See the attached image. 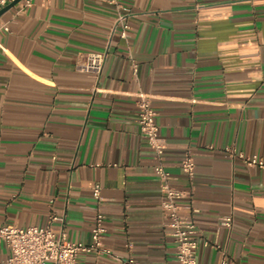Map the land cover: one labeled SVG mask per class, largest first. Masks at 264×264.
I'll return each instance as SVG.
<instances>
[{
  "label": "crops",
  "instance_id": "crops-1",
  "mask_svg": "<svg viewBox=\"0 0 264 264\" xmlns=\"http://www.w3.org/2000/svg\"><path fill=\"white\" fill-rule=\"evenodd\" d=\"M25 1L0 10V226L56 216L57 235L90 244L102 214L104 245L124 261L178 264L138 123L146 93L172 185L189 192L179 206L199 231L198 264H264V169L228 152L264 157V0H120L127 41L114 0ZM90 54H108L100 77L80 69Z\"/></svg>",
  "mask_w": 264,
  "mask_h": 264
},
{
  "label": "built area",
  "instance_id": "built-area-1",
  "mask_svg": "<svg viewBox=\"0 0 264 264\" xmlns=\"http://www.w3.org/2000/svg\"><path fill=\"white\" fill-rule=\"evenodd\" d=\"M17 0H0V10L6 8ZM36 0H26L24 8L34 6ZM48 4L51 0H40ZM120 0H114L119 8L116 29L123 40L129 39L132 29L130 18L131 10L120 5ZM8 31L7 28H5ZM108 59V54H90L85 58L82 72L100 77ZM134 73H138V65L133 63ZM138 123L142 137L148 142L155 154V174L160 181L163 199L161 209L167 220L169 235L173 238L177 249L178 264H198L197 253L199 248V231L195 222L180 214L179 202L184 200L189 192L178 189L172 185L174 180L165 166L166 142L160 135L157 123L158 113L154 107L152 97L146 93L139 94ZM234 160H240L247 168L264 169V157L247 156L235 150H228ZM184 175L193 181L196 171L195 159L188 155L182 162ZM101 189L94 190L96 197H100ZM56 216L50 218L49 223L43 227L19 228L10 225L0 226V243H4L10 251V257L0 264H78L83 254L96 253L112 258L115 262L126 264H139L134 258L124 261L120 255L115 254L104 245L107 233L105 218L97 215L96 224L92 230L90 244L71 242L65 234L57 235L52 229V224L59 222ZM231 226L232 220H224ZM221 264H236L224 259Z\"/></svg>",
  "mask_w": 264,
  "mask_h": 264
},
{
  "label": "water",
  "instance_id": "water-1",
  "mask_svg": "<svg viewBox=\"0 0 264 264\" xmlns=\"http://www.w3.org/2000/svg\"><path fill=\"white\" fill-rule=\"evenodd\" d=\"M22 0H17L16 2H14L12 5H16L17 3L21 2ZM10 7V6H9Z\"/></svg>",
  "mask_w": 264,
  "mask_h": 264
}]
</instances>
